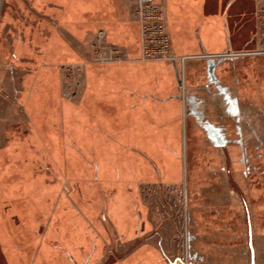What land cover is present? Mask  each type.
Returning a JSON list of instances; mask_svg holds the SVG:
<instances>
[{
	"label": "crops",
	"instance_id": "1",
	"mask_svg": "<svg viewBox=\"0 0 264 264\" xmlns=\"http://www.w3.org/2000/svg\"><path fill=\"white\" fill-rule=\"evenodd\" d=\"M158 2L174 62L140 60L132 2H8L0 89L40 168L6 144L0 174L35 264H264V0ZM101 31L125 61H93Z\"/></svg>",
	"mask_w": 264,
	"mask_h": 264
},
{
	"label": "rangeland",
	"instance_id": "2",
	"mask_svg": "<svg viewBox=\"0 0 264 264\" xmlns=\"http://www.w3.org/2000/svg\"><path fill=\"white\" fill-rule=\"evenodd\" d=\"M10 1L11 0H3L1 4L0 52L6 40L8 43L10 42V35L9 32H7L6 22V15L9 10L8 2ZM12 1L19 2L20 0ZM78 82L76 83L77 87L81 86ZM24 118L25 113L23 109L20 108V104L17 105L16 99L9 94L8 91L0 89V171L4 163L2 149H4V145L10 144L14 146L13 150L17 153V157L12 159V165L17 166V169H19L21 163H23V165L25 162L28 163L26 165L31 167L33 171L31 177L32 181H34V178L37 176L36 172L40 168L37 162L38 160L36 161L35 158H33L29 161L25 157H20L19 155L21 152L25 153V151H21L23 147L21 141H19L20 135L23 132L22 128L25 129V125H23ZM12 120L15 121L14 123L17 121L18 124L11 127L9 124L13 122ZM10 137H12L11 141H9ZM16 174H18V176L20 175V173ZM4 185L3 176L0 174V264H35L34 249L32 247L36 244V240H38L37 233L38 230L41 229L35 220V207L17 206L18 204L14 205L10 203V201H8L9 199L5 196L7 189H5ZM32 191L33 197H35L34 190ZM24 208H26V210L28 209L29 212L27 214ZM7 212L13 213L14 215L9 216ZM27 249L28 251L30 250V252L25 254V252H28ZM20 250L24 252L23 256H21Z\"/></svg>",
	"mask_w": 264,
	"mask_h": 264
},
{
	"label": "built area",
	"instance_id": "3",
	"mask_svg": "<svg viewBox=\"0 0 264 264\" xmlns=\"http://www.w3.org/2000/svg\"><path fill=\"white\" fill-rule=\"evenodd\" d=\"M123 1L132 2L135 5L134 16L140 27V60L174 62L176 57L172 52L167 15L162 3L158 0ZM96 38L93 61L108 63L126 60L124 53L118 49H112L109 53L105 52L102 31ZM182 61L185 59H181ZM65 79L69 82L76 80L73 71L65 73Z\"/></svg>",
	"mask_w": 264,
	"mask_h": 264
},
{
	"label": "water",
	"instance_id": "4",
	"mask_svg": "<svg viewBox=\"0 0 264 264\" xmlns=\"http://www.w3.org/2000/svg\"><path fill=\"white\" fill-rule=\"evenodd\" d=\"M251 264H254V260L252 259V262H251Z\"/></svg>",
	"mask_w": 264,
	"mask_h": 264
}]
</instances>
